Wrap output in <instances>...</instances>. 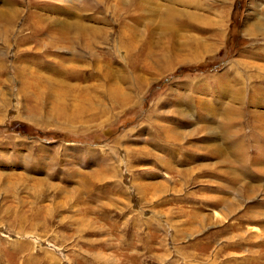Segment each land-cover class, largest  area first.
<instances>
[{
	"label": "rangeland",
	"instance_id": "374dc122",
	"mask_svg": "<svg viewBox=\"0 0 264 264\" xmlns=\"http://www.w3.org/2000/svg\"><path fill=\"white\" fill-rule=\"evenodd\" d=\"M0 264H264V0H0Z\"/></svg>",
	"mask_w": 264,
	"mask_h": 264
}]
</instances>
